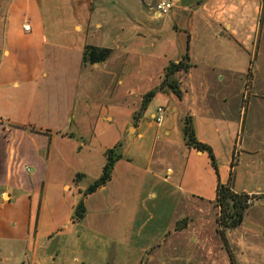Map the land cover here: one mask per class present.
<instances>
[{
  "label": "crops",
  "instance_id": "0c3cea01",
  "mask_svg": "<svg viewBox=\"0 0 264 264\" xmlns=\"http://www.w3.org/2000/svg\"><path fill=\"white\" fill-rule=\"evenodd\" d=\"M157 1L0 0V264H201L178 250L184 236L203 238L194 222L218 207L219 184L264 204V86L242 88L238 66L250 44L240 33L246 24L235 22L239 2L255 15L261 0H172L166 15ZM177 15L172 31L157 23ZM86 45L112 53L83 63ZM184 57L190 67L174 77L180 97L165 86L143 108ZM224 71V85L212 79ZM96 73L107 77L97 92ZM238 79V100L257 106L248 117L232 106ZM185 118L215 165L185 143ZM113 148L120 158L111 179L84 197L86 214L75 220Z\"/></svg>",
  "mask_w": 264,
  "mask_h": 264
},
{
  "label": "rangeland",
  "instance_id": "374dc122",
  "mask_svg": "<svg viewBox=\"0 0 264 264\" xmlns=\"http://www.w3.org/2000/svg\"><path fill=\"white\" fill-rule=\"evenodd\" d=\"M262 6L258 14L252 15L255 13L256 9L255 6L252 5H245L243 1L239 2V9L243 7V15L235 20V22H239L242 24H246V28L240 31L241 35L245 38L248 35V43L250 44V53L243 54L241 62L239 66L244 73L242 75V88L250 89L253 88L255 80L257 84H262L264 86V0H261ZM241 14V11H240ZM243 18V22H242ZM109 19V18H108ZM178 19V20H177ZM183 18L179 15L174 17H169L165 19L164 17L157 19V23L170 25L171 31L175 23L182 22ZM234 21V20H233ZM111 22V20H110ZM109 23V22H108ZM207 23V21H202L200 24ZM244 23V24H243ZM181 25V24H180ZM224 25V24H223ZM246 29H249L246 31ZM110 30L109 25L104 27L102 30H97V37H90L91 42H96L97 38H100L103 35L108 34ZM223 28H221L220 32H222ZM219 32V34H220ZM167 34H171L168 32ZM201 36H198L200 40L203 39ZM220 40H227V37H220ZM102 41V40H100ZM104 45H111L108 42ZM105 48H109L104 46ZM170 47V46H169ZM110 49V48H109ZM166 49H169L168 47ZM112 53V52H111ZM249 69L252 73L255 74L254 81L252 82V76L248 75ZM211 75L213 76L215 82L219 84H225L227 82L226 78L230 75L227 71L219 73V78L216 72H212ZM214 75H217L214 78ZM83 76L82 79V87L85 82L91 80L89 77ZM224 79H220L223 77ZM107 77L105 74L96 73L93 77V86L95 85V92L101 91L102 87H104L107 83ZM179 81V80H178ZM236 85V94H233L232 97V106L235 109L239 108L244 111V114L250 116L254 114L257 110L256 104L252 103L251 101L247 104L245 100H238L237 90L241 85V80H237ZM235 85H233L232 89H235ZM251 85V87H250ZM215 87L220 88L223 87L221 85H216ZM250 87V88H249ZM224 89V87L222 88ZM246 89V90H247ZM183 91V88H181ZM94 92V90H92ZM92 92V93H93ZM94 92V93H95ZM184 93V91H183ZM244 97L248 96V91L245 93ZM260 95V94H258ZM256 95L254 99H261V95ZM179 97V96H178ZM158 100L153 102L154 107L156 108L158 105ZM157 101V102H156ZM243 114V115H244ZM251 196V195H250ZM254 198L255 195H252ZM264 198V196H260ZM254 200V199H253ZM212 205L209 211L208 219H205L204 222L197 221L194 222V228L196 231L200 230L199 233L203 235V238H199L197 234H193L190 237L186 238L184 236V245L183 248H179V254L183 256L187 252H194L195 259L199 257V260L202 259L201 264H264V204H261L259 199H255L254 202L247 208L243 221L240 225L235 228H231L230 230H225L224 237L222 236L221 232L219 231L220 225L218 223V217L220 214V208ZM206 210V207H205ZM196 221V218H195ZM201 222V223H200ZM180 225V224H179ZM177 226V224H176ZM205 230V231H204ZM195 238V239H194ZM194 239V240H193ZM210 252V254L208 253ZM209 254V255H208ZM204 257V258H203ZM133 260L135 256L131 257ZM197 260V259H196ZM196 262V261H195ZM140 264H147V258L144 257Z\"/></svg>",
  "mask_w": 264,
  "mask_h": 264
},
{
  "label": "trees",
  "instance_id": "16d2710c",
  "mask_svg": "<svg viewBox=\"0 0 264 264\" xmlns=\"http://www.w3.org/2000/svg\"><path fill=\"white\" fill-rule=\"evenodd\" d=\"M111 52L112 51L109 48L86 45L83 50V63L94 64L103 62L109 58ZM186 60L187 58L184 57L179 62H171L168 65L164 74V78L162 80V84L145 94L143 98V108H145V106L154 98L156 93L165 86L173 90L180 97L181 91L179 90L178 80H176L174 77L177 72L188 70L190 65ZM182 130L185 143L189 147L207 151L210 155L212 163L215 165L211 148L196 139L194 127L189 118L184 119ZM106 156L107 160L103 167L102 174L87 187V189L83 192V197L79 200L75 207L73 218L77 221L83 219L86 214L84 197L87 194L94 192L99 187L104 186L111 179L114 165L120 158V154L119 152H117V148L109 149L106 152ZM80 175L81 174H77L76 178H79ZM249 197L250 195L247 193L234 192L229 186H225L222 184L218 185L216 192V205L220 208L218 223L220 225L219 231L221 232L223 237L225 230L235 228L242 223L244 214L249 207V204L247 203ZM185 221V219L181 220L180 222H178V225Z\"/></svg>",
  "mask_w": 264,
  "mask_h": 264
},
{
  "label": "built area",
  "instance_id": "2783aa9c",
  "mask_svg": "<svg viewBox=\"0 0 264 264\" xmlns=\"http://www.w3.org/2000/svg\"><path fill=\"white\" fill-rule=\"evenodd\" d=\"M174 6V2L172 0H158L156 3V10L158 13L166 15L168 14L172 7ZM25 29H29V25L24 26ZM164 109L159 107L157 109L156 121L160 123L163 120ZM253 202L252 195L248 198L247 203L251 204Z\"/></svg>",
  "mask_w": 264,
  "mask_h": 264
}]
</instances>
